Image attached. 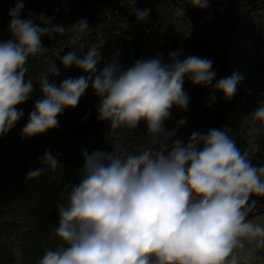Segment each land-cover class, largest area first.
Listing matches in <instances>:
<instances>
[{
    "label": "clouds",
    "instance_id": "clouds-1",
    "mask_svg": "<svg viewBox=\"0 0 264 264\" xmlns=\"http://www.w3.org/2000/svg\"><path fill=\"white\" fill-rule=\"evenodd\" d=\"M210 0H185L174 9L186 16V6L204 11ZM138 23H146L150 9H139L135 0H123ZM23 0L8 11V40H0V137L24 116L22 105L37 84L41 98L29 112L21 139H30L58 127L57 117L76 108L91 86L99 99V121L110 129L134 130L143 121L146 138L140 146L121 154L81 148V178L57 205L58 222L51 235L61 243L48 249L36 264H250L256 247H264V226L247 217L256 206L250 197H264V164L256 166L241 153L222 129L195 131L185 143L174 139L186 120L171 129L165 122L171 110L185 111L189 96L185 80L209 90L208 105L221 93L235 97L245 76L234 69L216 79L210 59L180 51L135 60L122 69L116 54L104 61L100 34L87 51L80 43L88 34L86 19L65 27L51 17L31 13L22 18ZM70 32V43L83 54L68 51L37 76H27L29 57L44 54L42 37L49 40ZM68 70L82 73L57 84L56 61ZM27 76V79L25 77ZM215 81V83H213ZM264 95V93H261ZM249 133L264 130V100L249 114ZM25 180L40 177L61 166L59 154L46 149ZM249 244L253 247L245 248Z\"/></svg>",
    "mask_w": 264,
    "mask_h": 264
},
{
    "label": "trees",
    "instance_id": "trees-1",
    "mask_svg": "<svg viewBox=\"0 0 264 264\" xmlns=\"http://www.w3.org/2000/svg\"><path fill=\"white\" fill-rule=\"evenodd\" d=\"M118 1L23 0L21 15L26 18L29 13L34 16L44 14L51 17L54 24H63L65 27L79 19H86L89 32L80 41L84 51L97 41L100 34L105 41L101 48L104 61L98 68L103 67V63L110 60L113 54L124 62L152 58L157 54H162L168 61L170 52L180 51L181 55L210 59L216 79L227 77L234 69H238L244 74L245 80L235 97L225 101L222 94L217 93V102L214 104L217 110L209 112L205 109L203 115L206 116L201 119L207 131L213 128L236 130L245 115L261 101L260 94L264 93V36L254 22L257 12L264 10V3L259 4L262 0H210L208 9L204 11L186 6V16L181 18L191 28L187 33L178 30L175 14L158 10L153 2L135 0L137 8L150 9L147 22L138 23L131 9L121 7ZM16 2L0 0V40L10 38L8 11ZM166 2L174 10L185 0ZM168 3L163 2L169 7ZM130 22L139 29L131 25L125 28L120 26ZM70 36L71 33L66 31L52 40L47 36L42 37V45L47 51L33 57L27 76H37L51 61L56 60L57 57L45 56L55 45L65 43V54L72 50L83 54L78 44L70 43ZM56 64L60 73L50 80H54L57 86L66 78L84 74L75 68L65 70L59 60ZM186 86L190 88L194 100L189 102L183 117H191L199 111V103L208 90L202 86H193L189 81H186ZM40 98L39 86L34 84L30 99L17 105L18 109H23L24 116L6 136L0 137V188L4 185L24 187L29 190V201L32 204L27 211H18L25 225L20 227L19 242L11 241L8 228L0 227V264H36L46 250L55 249L61 243L51 235L58 222L57 205L62 202V198L67 199L72 186L81 178L78 169L84 161L80 149L87 148L89 152L99 149L97 144L86 140L85 136L99 133L106 124V121L98 120L96 107L99 99L90 86L76 108L65 109L57 117V128L30 139H21V130L27 122L28 114L34 102ZM46 149L59 154L61 166L56 170L45 171L38 178L25 180L27 172L33 167H44L37 160Z\"/></svg>",
    "mask_w": 264,
    "mask_h": 264
},
{
    "label": "rangeland",
    "instance_id": "rangeland-1",
    "mask_svg": "<svg viewBox=\"0 0 264 264\" xmlns=\"http://www.w3.org/2000/svg\"><path fill=\"white\" fill-rule=\"evenodd\" d=\"M145 2H153L155 8H157L158 10H161V11L166 10V11L172 12L174 14V10L171 7H167L163 4V2H165V0H145ZM122 3H123V0H121L119 2V5L124 8L125 6H122ZM174 20H175V24H176L178 30L180 31V33H187L191 29L189 24L185 20H183L181 17L174 16ZM255 20H256V23L259 24L263 29L264 18H258V16H256ZM127 25H129V24L123 23L120 26L125 27ZM57 51H59V49ZM180 58L183 59V58H185V56L180 57ZM120 65H121L122 69H127V66H125L123 64H120ZM176 112H177V109H174L173 111H171V116L169 118V121L165 122V127L167 129H171L170 122H172L174 120ZM246 122L247 121H245V123L242 127V130H241L242 135L245 136V138L247 139V141L250 145L255 147L256 145H258L259 141L264 139V130H262L258 133H255V134H250L249 133V124ZM195 131L205 132L201 128H197V129L192 128L188 132H186L183 136H181L179 139L183 140L186 143L188 137ZM106 136L108 137V139L111 142L106 143V145H105L106 149L105 150L109 151V152L113 150L117 154H121L126 150H133V149L138 148L140 146V144L144 142V138H146V126H145L144 122L141 121L138 124L137 128L134 130L128 129V131H122L120 133H115V134L113 133L110 135L107 134ZM260 152L262 153V156L264 157V147L262 148V150H260ZM260 164H264V161L261 159H258V161L255 165L260 166ZM253 223H257V224H260L261 226H264V213L261 214V216L254 218ZM252 247L253 246L249 245V244L245 245L246 250L250 249ZM250 264H264V247H256L254 249Z\"/></svg>",
    "mask_w": 264,
    "mask_h": 264
}]
</instances>
